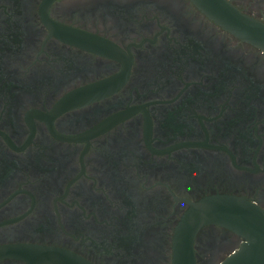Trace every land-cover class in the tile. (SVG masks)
Returning <instances> with one entry per match:
<instances>
[{"label":"flooded vegetation","instance_id":"1","mask_svg":"<svg viewBox=\"0 0 264 264\" xmlns=\"http://www.w3.org/2000/svg\"><path fill=\"white\" fill-rule=\"evenodd\" d=\"M214 193L264 214L262 49L192 0H0V264H176ZM242 241L202 223L193 263Z\"/></svg>","mask_w":264,"mask_h":264},{"label":"water","instance_id":"2","mask_svg":"<svg viewBox=\"0 0 264 264\" xmlns=\"http://www.w3.org/2000/svg\"><path fill=\"white\" fill-rule=\"evenodd\" d=\"M197 7L221 27L264 51V22L240 11L228 0H192ZM217 222L238 232L243 241L218 264H264V214L254 204L232 194L214 193L191 204L178 225L175 243L176 264H194L190 241L202 223ZM71 264H88L65 253ZM45 261L49 257H38Z\"/></svg>","mask_w":264,"mask_h":264}]
</instances>
